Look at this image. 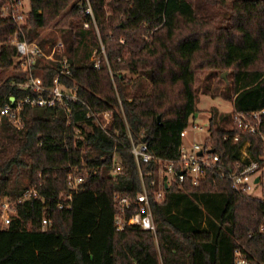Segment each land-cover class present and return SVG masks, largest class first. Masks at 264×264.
Wrapping results in <instances>:
<instances>
[{
  "label": "trees",
  "instance_id": "trees-1",
  "mask_svg": "<svg viewBox=\"0 0 264 264\" xmlns=\"http://www.w3.org/2000/svg\"><path fill=\"white\" fill-rule=\"evenodd\" d=\"M8 1L10 11L19 12V0ZM29 4L24 37L37 38L49 51L46 41L57 39L39 38L40 32L48 26L58 29L70 65L61 81L76 88L83 102L71 104L69 119L59 106L29 104L22 108L21 128L8 116L1 118L0 208L3 198L22 199L15 203L14 219L0 226V264H236V251L249 264H264V196L239 194L219 170L240 161L246 141L249 158L264 161V114L263 137L240 133L231 117L264 108V0ZM88 7L91 14L85 12ZM15 29L10 16L0 15V72L20 70L19 75H0V108L10 96L28 94L16 84L23 64L16 46L9 44ZM95 50L101 54L99 67ZM33 67L42 70L47 85L58 73L51 61L37 59ZM204 69L229 71L222 96L233 110L210 115L204 142L220 157L218 171L197 185L171 182L162 201L152 194L153 175L144 176L154 230L135 224L117 229L114 193L134 197L142 190L131 139H144L159 158L179 160L182 133L197 111L195 73ZM125 72L148 79V88L140 90L143 80L130 88L133 78ZM88 105L111 112L109 132L90 129ZM235 133L239 137L233 141ZM114 152L123 164L115 177L108 174ZM82 160L99 170L86 177L71 207L61 209L58 203L68 192L67 168ZM140 169L146 173L152 165L141 163ZM31 187L37 195L23 197ZM43 217L50 220L46 227Z\"/></svg>",
  "mask_w": 264,
  "mask_h": 264
},
{
  "label": "built area",
  "instance_id": "built-area-1",
  "mask_svg": "<svg viewBox=\"0 0 264 264\" xmlns=\"http://www.w3.org/2000/svg\"><path fill=\"white\" fill-rule=\"evenodd\" d=\"M12 6H9L2 16H10L14 22L16 29L12 34L9 44L15 45L18 53V60L23 64L22 79L17 82L20 89L28 91V94L20 99H13L6 105L0 108V121L3 116H8L16 128L22 127L21 111L25 104L31 106H54L61 107L66 112V118L69 119L71 104L81 100L76 88L67 87L61 81V74H70V65L65 52V45L61 39L54 42L49 47V51L40 47L38 39L28 41L24 37L23 27L25 25L26 13L23 10L19 12L10 11ZM86 13L91 14L90 7L85 9ZM87 26V24H86ZM21 36L23 38H21ZM37 59L39 62H55L58 66V73L53 77L50 84H44L42 71L34 72V63ZM95 66L99 67V60L95 61ZM88 115L92 118V125L100 127L109 132L112 122V114L108 110H94L90 105L87 106ZM264 108L250 112H234L232 114V122L239 129V132L256 133L263 137L261 125L263 122ZM239 133H235L233 141H236ZM246 141L240 149V161L235 163L233 167H223L219 169L222 174L227 175L232 188L239 194H251L254 185L263 183L261 180L264 177V161L259 162L249 158ZM130 150L139 166V172L142 179V190L134 197L128 194L116 192L113 195L114 205V220L117 229H122L126 224L138 225L143 230H154L155 225L152 217V212L149 204V195L147 186L144 183V176L153 175L149 185L155 184L156 188L152 194L157 201H162L165 194V189L173 182L189 181L193 185H197L201 180L209 174L218 171L220 157L212 149H206L204 145L197 143L192 144L190 149L181 147V156L179 160H165L152 154L149 150L147 142L143 139L133 141L131 139ZM199 152H201L199 154ZM107 156L103 157L105 160ZM111 165L108 174L117 176L123 169L121 158L117 152L110 156ZM141 163H151L152 169L149 172L143 173L140 169ZM99 167L87 166L82 160L79 165H69L67 168V188L68 192L64 195V201H59L58 207L66 209L71 207L72 199L75 193L79 192L82 184L90 174H96ZM256 178H258L257 181ZM30 195L36 196L37 191L34 188L25 190L23 197ZM254 196V195H253ZM22 198L14 200L2 199L0 208V226L8 225L14 215H16L15 203L21 201ZM131 212V213H130ZM130 213V214H128ZM50 223L47 217L42 218V225L46 227ZM236 264H249L248 260L239 251L235 252Z\"/></svg>",
  "mask_w": 264,
  "mask_h": 264
},
{
  "label": "rangeland",
  "instance_id": "rangeland-1",
  "mask_svg": "<svg viewBox=\"0 0 264 264\" xmlns=\"http://www.w3.org/2000/svg\"><path fill=\"white\" fill-rule=\"evenodd\" d=\"M9 6L13 5L9 3L8 0H0V13H5L4 11L8 9ZM19 8L26 12L30 8L29 0H19ZM5 8V9H4ZM4 9V11H2ZM154 27L153 29H155ZM55 38V40L60 39L58 34V29L53 26L45 27L39 35V38ZM51 39L46 41L45 47L49 49L51 46ZM95 60L100 59V53L94 51ZM45 62H42L44 64ZM40 71H42L40 69ZM19 69L11 67L10 69L0 72L1 77H5L8 74L19 75ZM226 72V80L229 79L228 70H213L204 69L198 70L195 73V89H196V105L197 111L189 118L188 126L182 133V143L186 149H190L192 144L197 143L204 145L206 137L209 135V118L210 115L217 110L219 113H230L233 108L231 102L222 96L223 89L226 88V81L222 78V73ZM126 73L127 77L133 78L132 86L133 88L138 82L141 83L142 87L140 90H145L149 86L148 79L144 77H138L136 74ZM226 127H230L229 122H224ZM263 183L254 185L251 194L254 196H264V177L261 178ZM26 181V179L24 180ZM26 183V182H25ZM1 224V222H0Z\"/></svg>",
  "mask_w": 264,
  "mask_h": 264
},
{
  "label": "water",
  "instance_id": "water-1",
  "mask_svg": "<svg viewBox=\"0 0 264 264\" xmlns=\"http://www.w3.org/2000/svg\"><path fill=\"white\" fill-rule=\"evenodd\" d=\"M221 76H222L223 79H225V78H226V72H223ZM13 99H14V96H10V100L13 101ZM158 118H159V117H158ZM211 151H213V150H211ZM200 153H201V152H199V154H200ZM257 180H258V178H256L255 181H257Z\"/></svg>",
  "mask_w": 264,
  "mask_h": 264
}]
</instances>
